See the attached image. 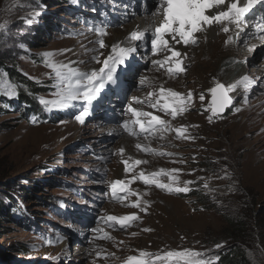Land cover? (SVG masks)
<instances>
[{"label": "rangeland", "instance_id": "rangeland-1", "mask_svg": "<svg viewBox=\"0 0 264 264\" xmlns=\"http://www.w3.org/2000/svg\"><path fill=\"white\" fill-rule=\"evenodd\" d=\"M75 1L18 0L14 4L13 0H0V23L8 21L6 31L0 32V89L7 88L9 83L17 85V92L26 91L27 100L42 106L39 98L52 99L55 91L42 52L59 53L56 60L76 62L74 67L88 71L99 67L92 60L94 55L110 53L116 31L126 37L127 26L143 17L138 12L131 16L130 7V11L119 9L123 14L120 21L116 19L112 11L116 6H128L129 0ZM135 1L136 4L141 1L148 11L156 6V0ZM67 2L74 10L66 8ZM35 12L39 15H33ZM102 13L109 20L106 24ZM262 17L264 4L249 16L254 30L255 22ZM99 25L106 28L107 35L99 36L89 30ZM219 28L212 36L197 33V44H190L191 48L183 46L186 71L174 77L153 67L154 59L148 62L152 55L148 49L150 40L147 41L146 52L142 48L135 53L139 68L137 64L131 65L136 71L127 67L120 87L107 88L100 94L99 103L93 102L84 124L75 119L84 106L81 102H74L70 108L54 109L57 116L39 123L27 119L31 108L23 107L24 112H19L22 106L0 101V201L2 205L15 204L17 210L25 206L32 223L28 219L24 225L41 232L32 235L23 228L20 230L16 223L25 217H13V221L6 222L0 215V251L29 250L24 251L21 260L13 262L16 264H28L31 260L49 264H122L127 256L136 255L137 249L156 252L162 248H191L204 252L205 258L223 256L230 254L229 248L233 252L229 240L239 239L238 256L244 257L240 263L264 264V41L252 44L256 45L253 51H249L250 46L244 54L229 58L227 63L245 64V75L256 83L247 94L241 88L230 92L234 105L214 116L210 123L211 113L206 110L211 101L208 89L217 81L227 86L239 78L234 80L236 70L223 78L220 75L216 78L211 69L201 72L204 58L195 65V58L188 52L198 53L208 38L215 40L216 35L227 34ZM99 39L110 47L101 49ZM9 73L16 80L7 78ZM148 75L151 86H141L140 77ZM25 81L29 86L24 85ZM160 84L180 93L191 91L193 102L188 110L172 120L146 104L133 102V106L170 120L173 128L186 126L185 136L192 138H177L174 131L165 133L164 139L159 134H145V138L126 131L113 135V126L121 127L123 121L130 119L126 106L132 102L131 98L146 100L147 93L157 90ZM201 93L205 96L203 101L199 99ZM245 95L247 102L243 100ZM129 136L133 141L127 149L123 141ZM137 144L154 149L155 153L173 155L138 150ZM121 147L123 154L118 151ZM123 160H128L129 165L135 160L147 163L125 173ZM161 168L181 169L179 186L187 180L195 181L188 185L191 190L169 193L136 180L129 188L140 193L142 201H147L142 205L146 211L125 206L135 201L136 196H129L123 203L113 201L111 181L131 180L133 174L142 170L148 174ZM159 179L169 182L166 176ZM132 213L140 219L126 229L119 225L108 227L100 220L106 215ZM93 228L103 232H93ZM104 232L111 239L97 238ZM49 240L53 243H48ZM217 244L222 247L216 248ZM96 251H102L106 258H97Z\"/></svg>", "mask_w": 264, "mask_h": 264}, {"label": "snow or ice", "instance_id": "snow-or-ice-1", "mask_svg": "<svg viewBox=\"0 0 264 264\" xmlns=\"http://www.w3.org/2000/svg\"><path fill=\"white\" fill-rule=\"evenodd\" d=\"M264 2V0H156L154 10H145V15L152 18L153 23L143 29L137 26L131 31L129 35L122 42H117L111 45V51L107 55L99 53L94 55L92 60L99 67H94L88 71H82L78 67H74L76 62L65 63L56 60L55 57L59 54L56 52H42L43 63L46 68L50 69V78L54 80L53 87L55 91L52 93V99L44 97L39 98V102L44 106L45 110L66 109L74 106V102H81L84 106L79 114L75 115V119L84 124L86 118L90 115V108L94 101H96L100 94L107 88H119L121 84V77L127 70V62L137 52L138 48L150 40L151 52L153 55L165 53L163 59L153 60V65H158L165 68L170 77L179 75L186 71L183 66L182 57L186 53H182L176 48V45L187 46L189 44H197V33L206 32L213 25L219 26L220 31L229 33L232 29L230 26H235V37L229 35L225 44H230L239 40L242 33L252 22L249 19L250 14L257 4ZM13 3H18V0H13ZM222 9V10H221ZM10 10V9H9ZM33 15H39L38 12ZM136 15L135 12L132 13ZM162 19L158 24L154 21L157 16ZM32 23L31 20L27 21ZM8 21L0 23V32L6 31ZM255 38L264 41V17L255 22ZM90 31H95L99 36L107 35V30L104 27L90 28ZM101 49L109 47L103 39L97 41ZM256 45H252L249 51H253ZM104 57L101 59V57ZM246 62V61H245ZM80 63H83L82 61ZM6 75V74H4ZM256 81L252 80L248 75L241 76L234 83L225 86L218 81L215 86L208 89L211 94V101L208 104L207 111H210L208 116L209 122H213L214 116H219L224 110L234 105V97L229 95L237 88H241L247 94ZM141 86H151V80L148 77L141 76L139 80ZM17 85L8 84L7 88L0 89V93L7 95L9 98L18 95ZM147 99L133 96L131 101L126 106V112L130 113V119L122 122L121 127L124 131L132 136H140L151 134L156 136L159 134L160 139L165 138V133L174 131L177 138L191 139L192 137L185 136L187 131L186 126L173 128L170 120L161 118L160 115H155L152 111H144L143 108L133 106L147 105L149 108L164 113L170 116L172 120L176 119L178 115L183 114L188 110V106L193 102V93H180L171 88H165L163 84L155 91L147 93ZM204 93H201L199 99L203 101ZM244 102H247V95L243 97ZM235 111H240V108H235ZM195 127V126H193ZM145 138L147 136L145 135ZM138 150L145 152H153L141 144L135 145ZM119 153L123 154L124 149L120 148ZM158 155H173V153H155ZM131 159V158H129ZM176 163V161H172ZM182 162V161H181ZM125 173H129L135 166L145 164L147 161L135 160L132 165H129L128 160H123ZM181 169L161 168L157 172L146 174L143 170L138 174H133L131 180H115L110 182V189L114 199L123 203L129 196H136L135 201L125 204L126 207L139 208L141 211H146L142 205H146L147 201H142L141 194L131 190L129 184L140 180L144 185H155V187L166 190L169 193H187L191 189L188 185L195 183V181L187 180L183 182V186H179V174ZM161 176L168 178V183H163L159 179ZM223 179L224 177H220ZM203 179V178H200ZM207 188L208 184L205 183ZM125 195H119V194ZM147 193H144L146 195ZM140 217L135 213L130 215H106L100 218L108 227H115L119 225L120 228L126 229L130 227ZM99 223V222H98ZM93 232H103V229L93 228ZM144 231H151V229H144ZM133 236L136 233H132ZM103 239H111L110 234L104 232ZM183 239V238H182ZM59 238H57L58 242ZM48 243H53L49 240ZM123 243V242H121ZM216 248L222 247L217 244ZM136 255L127 256L122 264H213V261L218 257L205 258V253L193 250L191 248L183 249H166L162 248L156 252H149L143 249H137ZM97 258H106L102 255V251H96ZM109 255L114 256L115 253ZM55 259V258H53Z\"/></svg>", "mask_w": 264, "mask_h": 264}, {"label": "bare ground", "instance_id": "bare-ground-1", "mask_svg": "<svg viewBox=\"0 0 264 264\" xmlns=\"http://www.w3.org/2000/svg\"><path fill=\"white\" fill-rule=\"evenodd\" d=\"M263 4H264V2H262L260 4H257L255 6V8L253 9V11L256 8H259V7L261 8V6ZM130 7H131V4H129L128 6L127 5H125V6H123V5L116 6V8L112 12L116 16V19L118 21H120L121 20V15L123 13L120 12V11H118V10L119 9L125 10L127 8L130 11L131 10ZM145 10H148V7L146 9L145 6H142V3L140 1V2H137V4L134 6V9H132V11L129 12L131 14V16H132V13L133 12L142 13L143 17L134 19V21L131 22V24H129L127 26V28H129L128 33L125 31L127 33L126 34L127 36L129 35V33L131 31H133L134 29H136L137 26H140V28L143 29L144 27L148 26L149 23H153L152 18L150 16H146L144 14L145 13ZM161 19H162V17L158 15L156 17L154 23L155 24H158ZM99 27H103V25H99ZM230 27H231L232 30L229 33H227L225 36L222 37V36L216 35V39L215 40H213L212 38H208L207 41H206V43H205V45H201L200 46V48H201L200 49V52L194 53L195 51H193V50H191V51L188 52V55H190V56L192 55V59L195 58V65L198 64V62L201 60L202 57L204 58L203 61L201 62V65H200L201 66L200 67L201 72H203V71L204 72H207L209 69H211V70H214L215 71L214 72V75L216 76V78H217V75H220L223 78L225 75H228L230 71H235L236 70L235 77H234L235 79L234 80H236L237 78H240L241 76H244L245 75V64L240 65V64H231V63H227V62H229L228 60L231 57H237V56H240V55L244 54V52H246V50H248L247 47L252 46V44L260 43L259 42L260 39L255 38L254 35H250V34L255 33V30L253 29V26L250 23L249 26L245 29V33H242L241 34V37H240L239 40H236V42L230 43V44H227L226 45L225 44V41L227 40L228 36L229 35H232L233 37H235V33H236L235 26L233 25V26H230ZM218 28L219 27H217L216 25H213L211 28H209L205 32V35L212 36L213 33ZM114 34H115L114 35V38L115 39L110 42L111 44H115L117 42H122L127 37V36L126 37L125 36H122L117 31ZM187 46H188V48H191V46H193V44H191V46H190V44L187 45ZM142 48H143L144 52H146L147 44L145 43L144 46L138 48L140 50V52H141V49ZM176 48L179 49V51H181L183 53V51H184L183 45H176ZM148 49L150 50V46H149ZM204 49H205V51H204ZM164 55H162V56L156 55L157 57L155 56L154 58H153V55H152V57L148 59V62L150 60H152V59H154V60H157V59L162 60ZM197 55H199V58L196 57ZM146 58L147 57H145V59ZM187 61L189 62L190 61V58L187 59ZM136 62H137L136 61V55L134 54L133 57L127 62V67L135 70L133 68V66H131V65L132 64H137L138 65V62L137 63ZM182 63H183V59H182ZM153 67H156L158 70H164V71L166 70L165 68H161L158 65H154ZM197 67L199 68V66H197ZM138 68H139V65H138ZM146 75L147 74H145V76ZM147 77L148 78H151V76H149V75ZM231 83H232V81H231ZM104 92H105V90L102 93H104ZM95 103H99V99H97L94 102V104ZM122 131H124V130H123L122 127H120V125L113 126L112 129H111V133L113 135H117V134L121 133ZM129 137H126V140L123 141V145L126 146V148L133 141V139L131 137L130 138ZM117 144H119V143L117 142ZM121 148H123V147H121ZM127 149H129V148H127ZM69 241H68V243H69ZM79 253L81 254V251H79Z\"/></svg>", "mask_w": 264, "mask_h": 264}, {"label": "trees", "instance_id": "trees-1", "mask_svg": "<svg viewBox=\"0 0 264 264\" xmlns=\"http://www.w3.org/2000/svg\"><path fill=\"white\" fill-rule=\"evenodd\" d=\"M67 3H68V5L66 6V8L70 5L69 2H67ZM68 9H71V7H68ZM1 73H4V71L1 72ZM4 74L7 75L6 72ZM9 74L10 75L6 76L7 78H12V79L16 80L14 74H12V73H9ZM1 77H2V75L0 74V79H1ZM24 85L29 86V84L26 81H25ZM25 92L26 91H19L18 90V95L15 96V97H12V98H9L8 96L6 97L4 94L0 93V101L4 102L6 105H8L9 101H10L11 103L19 105V107L22 106L19 109V112H24L23 107L31 108V109L28 110L29 111V115L27 116V119L30 122H33V121H37L39 123L43 122V119L45 118L44 115H43V110H45V109H43V107L40 104L32 103L29 100H27ZM50 120H52V118ZM27 197L28 198H26V199L30 200L29 196H27ZM20 210L19 209L17 210V207L13 203H8L7 202V205H2V203L0 201V215L4 217L6 222L8 220L9 221L12 220L13 217H15V219H17V218L18 219H22V218L25 217L24 219L27 220V221L24 220L21 223L20 222H17V223L15 222L16 224H18L20 230H22V228H23L27 232L29 231V233L32 234V235H37V234L40 235L41 234L40 231L34 232L35 229H29L28 226L24 225V224H26V222H28V219H29V222L32 223V216L27 211L25 206H20ZM233 225H234V223H233ZM239 241H240L239 239H237V240L235 239L234 241H233V239L229 240V242H230L229 244H231L234 247L233 252H232V249L229 248L228 252L230 254L223 255V256H220V255L216 256V257H218L216 264H218V262H220V264H222V263L223 264H241L240 263V259H243L244 257H243V255L238 256V253L241 252V251H239L240 249L237 248L238 246H237L236 242H239ZM9 246H11V244H9ZM12 249H13V247H12ZM15 250L16 249H13L12 251H15ZM12 251L11 252H6V250H1L0 251V262H2V263L11 262L12 263L14 261H19V260L22 259L21 255H23V253H25L24 251L30 252L29 250H26V249L23 250V251L21 250L20 252H12Z\"/></svg>", "mask_w": 264, "mask_h": 264}, {"label": "water", "instance_id": "water-1", "mask_svg": "<svg viewBox=\"0 0 264 264\" xmlns=\"http://www.w3.org/2000/svg\"><path fill=\"white\" fill-rule=\"evenodd\" d=\"M225 110H226V109H225ZM225 110H224V112H225ZM224 112H223V113H224ZM223 113H221V114H223Z\"/></svg>", "mask_w": 264, "mask_h": 264}]
</instances>
